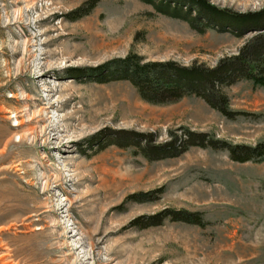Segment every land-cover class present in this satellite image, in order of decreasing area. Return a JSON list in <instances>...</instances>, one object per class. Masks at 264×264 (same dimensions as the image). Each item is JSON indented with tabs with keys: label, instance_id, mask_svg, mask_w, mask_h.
Masks as SVG:
<instances>
[{
	"label": "rangeland",
	"instance_id": "1",
	"mask_svg": "<svg viewBox=\"0 0 264 264\" xmlns=\"http://www.w3.org/2000/svg\"><path fill=\"white\" fill-rule=\"evenodd\" d=\"M154 10L142 0H0V264H264V158L191 146L150 160L136 145L102 148L134 133L160 144L185 129L264 142V87L250 80L225 88L230 118L195 95L154 104L128 80L91 79L130 54L213 67L264 33L199 32ZM167 209L201 213L204 226L134 224Z\"/></svg>",
	"mask_w": 264,
	"mask_h": 264
},
{
	"label": "trees",
	"instance_id": "2",
	"mask_svg": "<svg viewBox=\"0 0 264 264\" xmlns=\"http://www.w3.org/2000/svg\"><path fill=\"white\" fill-rule=\"evenodd\" d=\"M142 1L152 5L154 11L158 13L185 20L199 32L207 28H215L218 31H230L236 36H241L249 31L264 29V8L255 12H238L218 7L209 0ZM82 14L84 12L78 16ZM88 73L92 80L98 82L128 80L144 100L154 104H172L187 95H195L231 118L235 116V112L229 108V98L225 91L227 86L246 79L254 85L264 87V33H256L237 54L221 58L213 67L203 63L187 66L176 61L145 62L142 57L130 54L126 58L95 67ZM184 135V138L174 136L170 141L156 144L153 135L134 133L131 137H120L119 139H127L123 143L104 139L102 148L114 143L119 146L136 145L150 160L174 158L191 146L226 149L229 157L238 162L264 158V142H259L255 146L231 144L208 133L186 129ZM165 217L204 226L201 213H191L186 210L175 212L168 209L157 215L135 218L134 224L139 227L158 225Z\"/></svg>",
	"mask_w": 264,
	"mask_h": 264
}]
</instances>
